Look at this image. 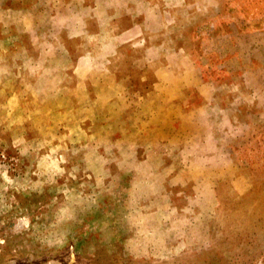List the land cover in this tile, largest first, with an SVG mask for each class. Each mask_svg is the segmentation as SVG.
<instances>
[{
	"label": "rangeland",
	"instance_id": "obj_1",
	"mask_svg": "<svg viewBox=\"0 0 264 264\" xmlns=\"http://www.w3.org/2000/svg\"><path fill=\"white\" fill-rule=\"evenodd\" d=\"M0 264H264V0H0Z\"/></svg>",
	"mask_w": 264,
	"mask_h": 264
}]
</instances>
